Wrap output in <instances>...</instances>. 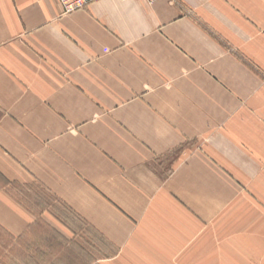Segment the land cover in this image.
I'll list each match as a JSON object with an SVG mask.
<instances>
[{
    "label": "crops",
    "instance_id": "0c3cea01",
    "mask_svg": "<svg viewBox=\"0 0 264 264\" xmlns=\"http://www.w3.org/2000/svg\"><path fill=\"white\" fill-rule=\"evenodd\" d=\"M252 1L0 0V260L264 264Z\"/></svg>",
    "mask_w": 264,
    "mask_h": 264
},
{
    "label": "rangeland",
    "instance_id": "374dc122",
    "mask_svg": "<svg viewBox=\"0 0 264 264\" xmlns=\"http://www.w3.org/2000/svg\"><path fill=\"white\" fill-rule=\"evenodd\" d=\"M174 0H170L171 3H173ZM256 1H252V4L254 6H257V4L255 3ZM258 7V6H257ZM260 13L263 14V9L260 10ZM258 14V11H257ZM257 20V19H256ZM251 21V20H249ZM255 36L257 37L258 40H256V46L260 48V50L258 48H256V50L252 52L253 54V60L252 59H242V57H245L242 50L239 49L238 51L236 49H232V52L234 53H238L239 58H241V60H243V63L255 76L257 79H259V82L257 84L256 90L254 92V94L251 96V98L249 100H241V108L243 107H250L253 108L251 113H246L244 114V117L246 118H250V122L255 126L254 130L251 131L250 130V136L253 137L254 139V149L256 151V156H257V166H259V168L261 167V170L264 167V47H263V40L264 38V20H259L256 24L255 27ZM252 38V37H250ZM251 41L249 40V38L247 36H244L242 38V45L245 44L247 46V44H250ZM177 153V152H176ZM175 153V154H176ZM174 154V155H175ZM174 155H167L162 157V160H167L168 157H174ZM179 155V153L176 154V156ZM260 177V175H258ZM262 185V184H261ZM247 188V187H246ZM11 195H13V197L19 199L24 205H26V207H30L33 211H35L36 213L39 212L38 207L35 206V201H29L27 199V196L24 195V191L23 189H19L17 187H10L9 189ZM29 192H31V196L34 198V196L41 198V195H45L47 197V206L51 207L50 211L52 213H54L55 211L58 213H60V215L64 216L67 218L68 223L70 224H74V226H80V229H78V233L80 235V239H81V243H84V241L86 240L85 238H83L82 234L87 236L88 234H86L84 232L85 227L82 226L81 223H79L77 221V219L75 218V216H73L71 213H69L61 204H59L58 202L54 201L53 198L47 194L45 191H43L42 189H40L39 187H32ZM38 193L33 195L34 193ZM28 194V193H27ZM262 202H264L262 200ZM258 203H261V201L259 200ZM262 206V204H261ZM61 219H63L62 217H60ZM76 219V220H75ZM90 235H94L90 232ZM89 236V235H88ZM105 243L103 241H101V239H99L98 237L93 238L92 241V245H90L91 251H93L95 254L99 255V252H105ZM94 254V255H95ZM0 264H10L8 259H2L0 260ZM257 264H263V258H260L257 260Z\"/></svg>",
    "mask_w": 264,
    "mask_h": 264
},
{
    "label": "built area",
    "instance_id": "2783aa9c",
    "mask_svg": "<svg viewBox=\"0 0 264 264\" xmlns=\"http://www.w3.org/2000/svg\"><path fill=\"white\" fill-rule=\"evenodd\" d=\"M63 14H69L76 10L84 9L88 5L95 3L100 0H55ZM120 1H128V0H120ZM138 2H142L148 5H151L159 0H135Z\"/></svg>",
    "mask_w": 264,
    "mask_h": 264
},
{
    "label": "trees",
    "instance_id": "16d2710c",
    "mask_svg": "<svg viewBox=\"0 0 264 264\" xmlns=\"http://www.w3.org/2000/svg\"><path fill=\"white\" fill-rule=\"evenodd\" d=\"M57 213H58V211H57ZM53 214H54L55 217H57V218L62 217V218L65 220V225L68 226V224L66 223V221H67V218H66V217H64L63 215L61 216L60 213L56 214V211H55ZM9 262H10V261H9ZM11 264H15V263L13 262V259H12V261H11Z\"/></svg>",
    "mask_w": 264,
    "mask_h": 264
}]
</instances>
